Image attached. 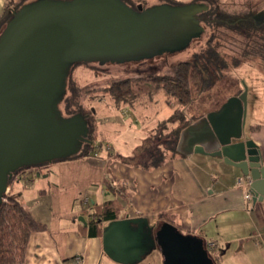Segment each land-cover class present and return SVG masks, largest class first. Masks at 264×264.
Segmentation results:
<instances>
[{"label": "water", "instance_id": "water-1", "mask_svg": "<svg viewBox=\"0 0 264 264\" xmlns=\"http://www.w3.org/2000/svg\"><path fill=\"white\" fill-rule=\"evenodd\" d=\"M201 1L183 4H139L124 0H34L18 9L0 35V203L14 172L75 154L88 138L89 125L81 114L64 117L58 103L77 61H123L119 50L143 45L152 37V24L184 16L188 43L204 31ZM147 47L148 44H146ZM174 48L150 51L135 59ZM230 96L187 125L178 151L209 153L250 177L253 201L264 199V165L255 143L245 135L248 87ZM39 174V173H38ZM84 220V217L81 216ZM105 253L120 264H137L158 248L163 264H217L205 240L185 233L169 221L151 223L148 216L126 211L103 227Z\"/></svg>", "mask_w": 264, "mask_h": 264}, {"label": "crops", "instance_id": "crops-1", "mask_svg": "<svg viewBox=\"0 0 264 264\" xmlns=\"http://www.w3.org/2000/svg\"><path fill=\"white\" fill-rule=\"evenodd\" d=\"M9 1L0 0V16ZM124 105L114 103V109L121 111ZM257 118L250 124L246 120L245 135L264 165V120ZM106 128L109 151L54 160L16 174L12 194L46 224L31 234L18 264H120L105 253L102 235L91 234L89 228L93 205L113 197L122 202V212L148 216L151 223L167 221L159 219L166 213L181 231L203 238L220 252V264H264V199L246 197L251 189L236 184L244 176L240 168L221 156L173 153L165 147L156 162H131L116 145L123 135L118 126ZM214 241L217 245L210 246ZM155 249L160 254L157 264H163L162 252Z\"/></svg>", "mask_w": 264, "mask_h": 264}, {"label": "rangeland", "instance_id": "rangeland-1", "mask_svg": "<svg viewBox=\"0 0 264 264\" xmlns=\"http://www.w3.org/2000/svg\"><path fill=\"white\" fill-rule=\"evenodd\" d=\"M133 1L141 2L144 6H151L158 2L161 3L163 0ZM188 1L194 0H164L163 3ZM204 1L209 2L212 8L219 7L232 16H243L251 12L259 21H264V0ZM184 21H187L185 17L179 15L173 16L168 21L163 20V18L155 21L151 26L153 34L150 40H145L146 43L143 45H135L127 50L118 51L117 55L127 57L126 60H107L104 62L83 60L71 68L66 97L60 102V108L65 114H68L65 112L66 98L72 94L70 84L76 85L79 96L76 99L78 105L75 107L81 106L88 113L93 112L94 116L91 117L90 122L95 121L99 125L96 127L95 134L97 135L94 139L96 146L102 142L99 150L105 151L104 149H106L109 151L108 145L105 143L109 142L107 140H110L111 134L104 131L107 130L106 127L118 126L123 135L116 142V145L123 153L125 160L146 164L158 159L160 152L157 150L158 153L155 155L153 151L165 140L161 135L162 131H166L163 122L174 111L176 105L166 101V93L162 90L155 97L145 94L135 104L124 105L120 111L114 109V101L106 93V88L112 81L127 77L137 80L140 84L146 83L143 86L152 85L151 76L172 74L178 62L182 60L194 61L196 52L206 48L209 40L213 44H216L217 41L223 43L220 49L229 62L227 70L223 73L229 75V79L236 81L235 90L244 89L243 80L248 87L249 105L246 119L248 124L253 121V117L256 115L258 121L264 120V59L255 53L246 56L242 54V49L246 46L244 36L234 33L224 26L215 23L210 24L203 20L205 29L202 34L199 37L194 36L188 43L180 45V40L185 31L184 27L179 26L178 23ZM219 35H222L221 38L217 37ZM165 48L174 49L156 55L134 58L152 50L159 51ZM236 61L235 66L233 63ZM239 83L241 84L240 89ZM253 105H255L254 108ZM254 112H256L255 115ZM172 126L170 124L167 130ZM99 127H104L102 129L103 135ZM37 167L33 166L32 168ZM10 192L9 185V190L5 194L8 195ZM159 255L155 249L140 263L157 264Z\"/></svg>", "mask_w": 264, "mask_h": 264}, {"label": "trees", "instance_id": "trees-1", "mask_svg": "<svg viewBox=\"0 0 264 264\" xmlns=\"http://www.w3.org/2000/svg\"><path fill=\"white\" fill-rule=\"evenodd\" d=\"M124 1L134 8L142 4L133 0ZM194 1L205 2L208 5L206 9L199 13L202 25V20L210 24L215 23L244 36L246 46L242 49V54L246 56L255 53L264 59V21H259L251 12L243 16H232L224 9L219 7L212 8L211 4L204 0ZM163 2L164 0L161 3ZM183 3L187 2L172 4ZM23 4L25 3H19L15 0H10L7 3L4 13L0 16V35L6 28L9 20ZM203 27L205 29L204 25ZM221 36L217 37L221 38ZM221 44L223 43H218V41L216 44H213L209 40L206 48L196 52L194 61L182 60L178 62L172 74L151 76L152 85L143 86L146 83L140 84L137 80L127 77L112 81L106 88V93L119 106L135 104L145 94L155 97L162 90L166 93V101L169 104L176 105L172 114L163 122L164 128H166L164 130L166 131H162L161 135L165 140L153 151L155 155L160 152V157H162L161 151L163 147L167 150H172L173 153H177L181 131L187 125L208 112L219 109L230 96L238 95L243 91L235 90L236 81L229 79V75L223 73L227 70L229 62L224 57V54H222L220 49ZM78 62L80 63L81 61L73 63L71 68ZM233 64L236 66L237 61ZM71 68L66 80V91L58 103V109L64 117H71L75 114L83 115L89 125L88 138L90 141L83 142L75 154L56 160L94 155L101 148V146H96L94 142L97 135L95 134L97 124L95 121L90 122L91 117L94 116L93 112L88 113L81 106L79 108L75 107L78 105L76 99L79 96L76 85L70 84L72 94L66 98L65 112L68 114H65L60 108V102L66 97ZM240 87L241 84L239 83V89ZM170 124L173 126L167 130ZM160 160L162 161V158ZM33 166L29 165L26 167ZM26 167H21L14 172V175L8 181L9 185L14 181L16 174ZM4 198L0 203V264H18L24 260L31 234L34 231L45 229L46 224L37 220L12 192L8 193V195L5 194ZM122 211L123 204L116 197L107 199L102 204L95 205V207L93 205L91 211L92 217L89 220L90 233L102 235L104 225L110 220L119 218ZM159 219L170 221V217L166 213H161ZM207 248L214 261L220 264V252L215 251V248L211 249L208 246Z\"/></svg>", "mask_w": 264, "mask_h": 264}, {"label": "built area", "instance_id": "built-area-1", "mask_svg": "<svg viewBox=\"0 0 264 264\" xmlns=\"http://www.w3.org/2000/svg\"><path fill=\"white\" fill-rule=\"evenodd\" d=\"M110 146H108L109 148ZM249 183H250V177H244V176H239L236 180V184L239 185V186H247L249 187ZM250 188V187H249ZM9 190V187L7 189V191ZM246 197L248 199H251L253 197L252 193L247 191L246 193ZM5 199V198H4ZM85 204H89V200L86 198L85 200ZM217 245V243L214 241V242H211L210 243V246H213L215 247Z\"/></svg>", "mask_w": 264, "mask_h": 264}]
</instances>
